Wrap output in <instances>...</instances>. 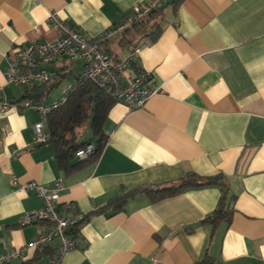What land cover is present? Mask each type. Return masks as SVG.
Returning <instances> with one entry per match:
<instances>
[{
  "label": "crops",
  "instance_id": "obj_1",
  "mask_svg": "<svg viewBox=\"0 0 264 264\" xmlns=\"http://www.w3.org/2000/svg\"><path fill=\"white\" fill-rule=\"evenodd\" d=\"M149 3L160 25L157 38L139 33L123 40L117 29L100 46L114 60L134 54L125 76L149 72V86L159 91L138 108L114 101L96 161L66 174L51 143H33L41 120L36 110L10 107L0 115V254L24 249L12 264H50L60 245L54 238L27 247L49 224L24 223L44 206L24 183L51 186L60 176L58 205L70 203L65 215L83 216L124 191L189 172L226 177L228 221H202L222 195L215 185L155 201L140 192L123 208L83 222L61 264H193L205 255L213 264H264V0H0L2 93L12 103H48L76 84L85 61L64 55L44 65L45 83L6 81L20 46L58 37L50 13L92 40Z\"/></svg>",
  "mask_w": 264,
  "mask_h": 264
},
{
  "label": "built area",
  "instance_id": "obj_2",
  "mask_svg": "<svg viewBox=\"0 0 264 264\" xmlns=\"http://www.w3.org/2000/svg\"><path fill=\"white\" fill-rule=\"evenodd\" d=\"M154 9L155 6L151 3L137 5L124 16L119 26L105 31L92 40L85 38L54 13H50L49 21L58 29V37L52 41L34 40L20 46L17 49L16 58L9 63L5 71L7 83L26 87L31 84L47 82L50 75L44 65L54 62L62 55L71 60H84L85 66L81 70L76 84L65 87L57 100L48 103L33 102L29 99H24L21 103H12L7 100L0 87V115L10 107H15L17 111H22L24 108L36 110L40 114L41 120L34 125L33 143L41 144L50 138V133L45 127L48 113L64 103L69 94L85 81L92 82L109 98L129 109L143 106L148 98L159 91L158 88L149 86V72L139 71L133 78H127L125 70L135 60L134 54L131 53L121 60H114L102 50L100 44L107 40L115 30H124L130 27L141 21L146 14ZM92 151L93 145L88 143L83 149L77 151L76 157L78 160H83ZM11 181L13 184H17L15 176H12ZM23 187L33 190L37 196L42 198L44 204L42 208L26 214L24 223L44 221L49 224V227L39 232L27 247L36 248L49 243L54 238H59V248L50 264H61L63 254L77 245L76 240L67 234V230L77 223L82 215L67 216L65 212L71 207V204L58 205L60 192L64 189L60 176L54 179L51 186L28 181L23 184ZM23 251L24 249L20 248H9L0 254V264H12V260L19 257Z\"/></svg>",
  "mask_w": 264,
  "mask_h": 264
},
{
  "label": "trees",
  "instance_id": "obj_3",
  "mask_svg": "<svg viewBox=\"0 0 264 264\" xmlns=\"http://www.w3.org/2000/svg\"><path fill=\"white\" fill-rule=\"evenodd\" d=\"M174 1L177 4L181 0ZM155 13L156 8L146 14L141 21L124 29L122 33L124 34L123 40L127 39L130 41L131 37L139 33H147L151 40L157 38L160 33V25L158 20H154ZM149 23H152L150 30L148 29ZM113 103L114 100L109 98L95 84L90 81H85L69 94L64 103L48 113L45 127L50 133V138L47 142L52 144L57 166L60 170L66 174L72 173L99 158L107 141V136L103 131V124L107 117L108 109ZM85 122L89 124L91 135L85 140H78L76 138V130ZM88 143L93 145V151L85 159L78 160L76 157L77 151L83 149ZM208 185L218 186L222 195L216 208L202 221L212 225L223 220L228 221L231 208L227 196L228 184L226 177L220 173L211 176H201L189 172L178 179L157 184L142 185L127 192H122L120 195L108 201L104 206L83 215L77 223L67 230V234L76 240L80 226L91 215L121 209L125 202L137 193L145 192L150 196L152 201H155L189 188H198ZM43 250H45V247H43L40 252ZM37 251H39V249H37ZM22 264H29V262ZM193 264H213V260L209 255H205L202 259Z\"/></svg>",
  "mask_w": 264,
  "mask_h": 264
},
{
  "label": "rangeland",
  "instance_id": "obj_4",
  "mask_svg": "<svg viewBox=\"0 0 264 264\" xmlns=\"http://www.w3.org/2000/svg\"><path fill=\"white\" fill-rule=\"evenodd\" d=\"M76 138L78 140H85L90 137V129H89V124L88 122H85L80 128L76 130Z\"/></svg>",
  "mask_w": 264,
  "mask_h": 264
}]
</instances>
